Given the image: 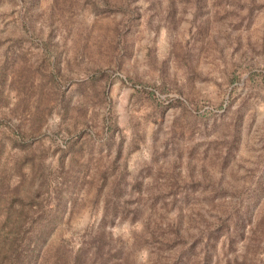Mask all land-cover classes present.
Wrapping results in <instances>:
<instances>
[{"label": "rangeland", "instance_id": "obj_1", "mask_svg": "<svg viewBox=\"0 0 264 264\" xmlns=\"http://www.w3.org/2000/svg\"><path fill=\"white\" fill-rule=\"evenodd\" d=\"M12 263L264 264V0H0Z\"/></svg>", "mask_w": 264, "mask_h": 264}, {"label": "trees", "instance_id": "obj_2", "mask_svg": "<svg viewBox=\"0 0 264 264\" xmlns=\"http://www.w3.org/2000/svg\"><path fill=\"white\" fill-rule=\"evenodd\" d=\"M15 233V232H14ZM14 243L11 244V252H12V260H17L18 258H29L30 257V253L27 252L25 253V255L23 256L22 253L19 252V250H17V248L15 247V245L13 246ZM14 264V263H12Z\"/></svg>", "mask_w": 264, "mask_h": 264}]
</instances>
